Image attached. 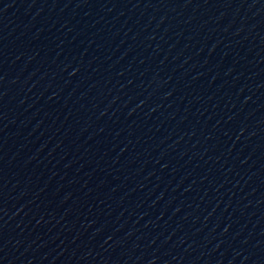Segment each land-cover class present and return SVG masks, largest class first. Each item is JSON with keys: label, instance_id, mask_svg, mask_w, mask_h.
<instances>
[{"label": "water", "instance_id": "1", "mask_svg": "<svg viewBox=\"0 0 264 264\" xmlns=\"http://www.w3.org/2000/svg\"><path fill=\"white\" fill-rule=\"evenodd\" d=\"M0 264H264V0H0Z\"/></svg>", "mask_w": 264, "mask_h": 264}]
</instances>
